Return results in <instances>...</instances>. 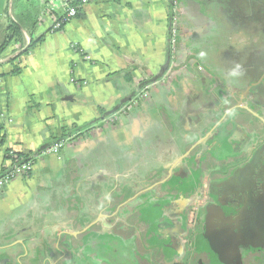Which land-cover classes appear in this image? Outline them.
Returning <instances> with one entry per match:
<instances>
[{
	"label": "crops",
	"instance_id": "obj_1",
	"mask_svg": "<svg viewBox=\"0 0 264 264\" xmlns=\"http://www.w3.org/2000/svg\"><path fill=\"white\" fill-rule=\"evenodd\" d=\"M68 1L0 0V43L20 32L0 54V176L12 152L34 158L0 188V264H233L264 248V0L186 1L169 65V0H87L51 31ZM194 217L195 251L225 229L228 262L185 258Z\"/></svg>",
	"mask_w": 264,
	"mask_h": 264
},
{
	"label": "built area",
	"instance_id": "obj_2",
	"mask_svg": "<svg viewBox=\"0 0 264 264\" xmlns=\"http://www.w3.org/2000/svg\"><path fill=\"white\" fill-rule=\"evenodd\" d=\"M78 4L77 5H66L64 8V11L62 12V14L56 18L50 27L51 31H56L58 29H60L62 27V25H64L66 22H68L70 19H72L73 17L76 16L79 8L85 4L87 2V0H78ZM176 33H177V29H176V25H173L171 27V32H170V38H169V43L171 46V56L173 59L175 57V53L176 52ZM78 52L81 50L80 49H76ZM18 52V51H17ZM12 56V55H11ZM86 59H90L89 55H84L83 56ZM10 57L8 58H2L0 56V63L4 62L6 60H8ZM72 81H74L73 78H71ZM0 85H1V78H0ZM147 85L142 86L137 93L135 94V98H133L132 100H128L127 102H125L124 104H122V106L116 110L115 112H113L112 114L106 116L102 122L103 125H109L113 122H115L116 120H118L121 116H125L126 114H128V112H130L135 106L136 103L139 99H144L147 98L148 94L145 91ZM0 119H6L5 116V111L3 109V103L1 101L0 98ZM7 121H10L9 119ZM62 142H57L53 145H50L49 147L43 149L41 151L42 154H57L59 152L60 147L62 146ZM33 164H34V158H31L28 161H24V162H17L15 161L14 163H12V166L4 171L2 173V175L0 176V188H2L4 185L8 184L9 182H11L13 179H15L16 177L24 174L25 172L31 171L33 168Z\"/></svg>",
	"mask_w": 264,
	"mask_h": 264
},
{
	"label": "flooded vegetation",
	"instance_id": "obj_3",
	"mask_svg": "<svg viewBox=\"0 0 264 264\" xmlns=\"http://www.w3.org/2000/svg\"><path fill=\"white\" fill-rule=\"evenodd\" d=\"M178 37H176L177 39ZM208 200V199H207ZM205 200L203 205H205L208 201ZM258 213L256 212H252L250 214H247V219L245 221V228L244 231L248 234H250V232L252 231V225L256 223L257 226H259V224L255 221H251L252 218L257 217ZM196 220V217H194L192 219V221ZM255 222V223H254ZM238 226V224H237ZM197 227H199V229H197ZM202 226L199 225L197 223V220L193 223V226H189V230L186 232V238H184V245H185V258L187 259V257L189 259L195 258L196 256H203V258H205V260H207L208 257H211L215 259V255H217L218 258H222V260H226L228 262V260L232 257V253L230 250H228V248H226L225 250L223 249V247L218 246V242L219 239L216 237L217 236V232L221 235H226L228 237V232L225 229H220L218 228V230L216 229H212V230H207L208 232H211V237L210 239H207L205 241H207V244L210 243L211 247H212V252H206V253H197L194 249V245H193V241H194V237L196 235H199L202 233L201 231ZM257 228H255L253 231H255ZM243 230H241L240 228H236V236L238 234H241ZM207 233V232H205ZM213 234V236H212ZM213 238H214V244H213ZM200 241H202V239H200ZM203 242L206 244V242ZM217 242V243H216ZM218 247L220 249V251H215L214 248ZM238 249L236 250V253L239 252L240 247H237ZM215 254V255H214ZM238 253L236 255H234L235 261L232 262L233 264H264V248L262 246H260L259 248H255L254 250H248L245 252L244 255H242V258L238 257ZM196 263L201 260L200 258H196ZM217 259V258H216ZM183 261V260H182ZM186 264V261L184 260L183 262H179L178 264ZM215 264V263H214Z\"/></svg>",
	"mask_w": 264,
	"mask_h": 264
},
{
	"label": "water",
	"instance_id": "obj_4",
	"mask_svg": "<svg viewBox=\"0 0 264 264\" xmlns=\"http://www.w3.org/2000/svg\"><path fill=\"white\" fill-rule=\"evenodd\" d=\"M184 3H185V0H169V25H170V28L173 26V25H176V29L178 28V25H179V21H180V16L182 17V14H183V9H184ZM182 23V22H181ZM179 27H180V25H179ZM177 40H178V38L176 39V44H177ZM176 50V52L177 53H180V51H181V49H180V45H178V48L177 49H175ZM20 51H18V52H15V54L14 55H12L11 57H14V56H16L18 53H19ZM171 46H170V43L168 44V65H169V63H170V61H171V58H172V56H171ZM166 64V65H167ZM144 85V84H143ZM142 87V85H140V86H138V89H140ZM128 100V99H127ZM125 102H127L126 100L123 102V104L125 103ZM122 106V103H121V105H119V106H117V107H115L111 112H107L105 115H103V116H101L102 118L100 119V121H99V125L101 126H104L103 125V122L101 121V120H103L106 116H108V115H110V114H112L113 112H115L116 110H118L120 107ZM76 132V130L75 129H73V130H71L70 132H68V134L66 135V137L64 138V139H61V140H58V141H56V142H54V143H52V144H50V145H53V144H55V143H57V142H62L63 144H62V146H65V145H69L70 143L72 144L73 143V140L72 139H70V137H71V135L72 134H74ZM77 138V137H76ZM65 139H67V140H65ZM70 139V140H69ZM49 145V146H50ZM49 146H47V147H49ZM61 146V147H62ZM47 147H43V148H41L40 150H43V149H45V148H47ZM60 147V148H61ZM39 150V151H40ZM60 150V149H59Z\"/></svg>",
	"mask_w": 264,
	"mask_h": 264
},
{
	"label": "trees",
	"instance_id": "obj_5",
	"mask_svg": "<svg viewBox=\"0 0 264 264\" xmlns=\"http://www.w3.org/2000/svg\"><path fill=\"white\" fill-rule=\"evenodd\" d=\"M78 3H79L78 0H71V1H68L67 4L68 5H77ZM7 30L10 31V32H6V34L3 37L2 42L0 43V54L3 52L4 48L7 46V44L12 39V37H14V35H19L20 34L18 27L16 25H14V24L11 25L10 27H8ZM39 40H41V38H38L36 41H34V40L31 41L30 46H32L34 43H36ZM14 71H17V70H14ZM66 135H67V133H63L58 140L64 139L66 137ZM41 151L42 150H40V151L38 150V152H41ZM38 152H36V153H38ZM10 155L13 158L12 159L13 160L12 163H14L15 161L24 162V161H28V160L31 159V158H29V155L20 154V153H17V152H12Z\"/></svg>",
	"mask_w": 264,
	"mask_h": 264
},
{
	"label": "rangeland",
	"instance_id": "obj_6",
	"mask_svg": "<svg viewBox=\"0 0 264 264\" xmlns=\"http://www.w3.org/2000/svg\"><path fill=\"white\" fill-rule=\"evenodd\" d=\"M190 2L189 0H185V3L184 4H186L187 2ZM190 6H191V4H189ZM201 10H202V12L204 13V14H206V13H208V14H210L211 13V10H209V9H207V8H205V7H202L201 6ZM184 15H187L186 13H184ZM183 16V15H182ZM181 16H180V21H179V25H181ZM220 20H222V19H220ZM232 23V22H231ZM221 24L223 25V26H226L227 25V23H225V22H221ZM226 32H229V31H226Z\"/></svg>",
	"mask_w": 264,
	"mask_h": 264
},
{
	"label": "clouds",
	"instance_id": "obj_7",
	"mask_svg": "<svg viewBox=\"0 0 264 264\" xmlns=\"http://www.w3.org/2000/svg\"><path fill=\"white\" fill-rule=\"evenodd\" d=\"M237 67H239V65H237ZM233 75H238V73L233 72Z\"/></svg>",
	"mask_w": 264,
	"mask_h": 264
}]
</instances>
